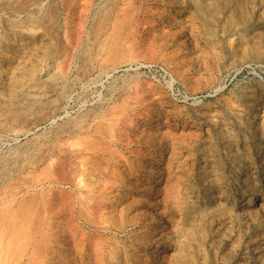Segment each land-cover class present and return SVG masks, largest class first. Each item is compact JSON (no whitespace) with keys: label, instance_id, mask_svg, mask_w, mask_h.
<instances>
[{"label":"rangeland","instance_id":"374dc122","mask_svg":"<svg viewBox=\"0 0 264 264\" xmlns=\"http://www.w3.org/2000/svg\"><path fill=\"white\" fill-rule=\"evenodd\" d=\"M260 203L264 0H0V264H264Z\"/></svg>","mask_w":264,"mask_h":264},{"label":"bare ground","instance_id":"6f19581e","mask_svg":"<svg viewBox=\"0 0 264 264\" xmlns=\"http://www.w3.org/2000/svg\"><path fill=\"white\" fill-rule=\"evenodd\" d=\"M35 126H36V125H35ZM22 130H23V129H22ZM29 131H30V130H29ZM25 133H26V132H25ZM43 138H44V137H43ZM39 143H40V142H39ZM40 146H41V145H40ZM85 148H86V147H85ZM87 150H88V149H87ZM85 151H86V150H85ZM75 152H76V151H75ZM74 156H75V155H74ZM40 160H41V159H40ZM37 161H38V160H37ZM40 162H41V161H40ZM34 164H36V163H34ZM83 164H84V163H83ZM48 168H49V167H48ZM53 168H54V167H53ZM46 169H47V168H46ZM47 170H48V169H47ZM53 170H54V169H53ZM49 171H50V170H49ZM51 171H52V170H51ZM51 171H50V173H51ZM43 172H44V171H43ZM39 173H40V172H39ZM45 173H47V171H46ZM52 174H53V172H52ZM52 174H47V176H48L47 179H49L50 177L53 178V177H54V174H53V175H52ZM36 175L38 176V174H36ZM55 175H56V174H55ZM42 176H43V174H42ZM43 177H45V176H43ZM43 177H41V178H43ZM33 178H34V177H33ZM45 178H46V177H45ZM55 178H56V176L54 177V179H55ZM161 178H162L161 176H158V177H157V182L161 181ZM36 179H37V178H36ZM50 179H51V178H50ZM40 180H41V179H40ZM40 180L38 179V181H40ZM44 180H45V179H44ZM56 180H57V179H56ZM56 180H54V181L56 182ZM30 181H31V180H30ZM36 181H37V180H36ZM36 181L34 180L35 183H36ZM61 181H62V180H61ZM61 181H59V182H61ZM31 183H32V182H31ZM31 183H30V184H31ZM50 183H51V182H50ZM32 184H33V183H32ZM86 184H88V183H86ZM43 186H44V184H43ZM37 190H38V189H37ZM39 192L41 193V191H39ZM43 192H44V191H43ZM35 194H36V192H35ZM32 195H34V194H32ZM36 195H38V194H36ZM40 195H41V194H40ZM42 195H43V194H42ZM256 196H257V193L255 192V190H252V191L246 196V198L242 201L241 206H243V207L245 208V207H249V206L253 205V204L255 203V201H256ZM31 197L33 198V196H31ZM39 199H40V198H39ZM32 200H34V199H32ZM32 200H31V202H32ZM41 200H42V199H41ZM41 200H39V202H40ZM47 201H48V200H47ZM47 201H46V202H47ZM34 202H35V200H34ZM42 202H43V201H42ZM37 203H38V200H37ZM40 203H41V202H40ZM31 204H32V203H31ZM35 204H36V203H35ZM38 204H39V203H38ZM38 204H37V205H38ZM41 204H42V203H41ZM41 204H40V205H41ZM47 204H48V202H47ZM30 206H31V205H30ZM33 206H34V204H33ZM33 206H32V207H33ZM32 207H31V208H32ZM36 207H37V206H36ZM39 207H40V206H39ZM48 207H49V206H48ZM260 207H261V208H264V203H260ZM31 208H30V209H31ZM45 208H46V207H45ZM22 209H23V208H22ZM33 209H34V208H32V210H30V211H33ZM43 209H44V206H43ZM48 209H49V208H48ZM19 210H21V209H19ZM16 211H17V210H16ZM39 211H40V210H39ZM42 211H43V210H42ZM8 212H10V211H7V214H8ZM34 212H35V211H34ZM34 212H33V213H34ZM18 213H20V212H18ZM33 213H32V214H33ZM12 214H13V213H12ZM21 214H22V213H21ZM9 215H10V213H9ZM9 215H8V216H9ZM34 215H36V214H34ZM5 216H6V215H5ZM16 216H17V214H16ZM20 216H21V215H20ZM20 216H19V217H20ZM25 216H26V217H29L28 215H25ZM25 216H24V217H25ZM12 217H13V216H12ZM12 217L9 218V219L12 220ZM26 217H25V218H26ZM30 217H31V216H30ZM33 217H34V216H33ZM33 217H32V218H33ZM44 218H45V217H44ZM13 219H14V218H13ZM26 219H27V218H26ZM29 219L31 220V218H29ZM40 219H42V218H40ZM45 219H46V218H45ZM6 220H7V219H5V221H6ZM16 220H17V219H16ZM24 220H25V219H24ZM24 220H22V221H24ZM32 220H33V219H32ZM35 220H36V219H35ZM22 221H21V222H22ZM40 221H41V220H40ZM45 221H46V220H45ZM91 221H92V220H91ZM6 222H7V221H6ZM8 222H10V221H8ZM14 222H15V219H14L13 223H14ZM17 222H18V221H17ZM24 222H25V221H24ZM26 222H27V221H26ZM31 222H32V221H30L29 223H31ZM36 222H37V220H36ZM42 222H43V221H42ZM3 223H5V222H3ZM40 223H41V222H40ZM19 224H21V223H19ZM23 224H24V223H23ZM32 224H33V222H32ZM2 225H3V224H2ZM33 225H36V224L34 223ZM42 225H44V224H42ZM5 226H6V224H5ZM17 226H19V225H17ZM22 226H23V225H22ZM24 226L26 227V225H24ZM28 226H29V225H28ZM30 226H32V225H30ZM52 226H53V225H52ZM2 227H3V226H2ZM2 227H1V228H2ZM6 227H7V226H6ZM25 227H23V229H24ZM35 227H36V226H35ZM38 227H39V226H38ZM4 228H5V227H4ZM16 228H17V227H16ZM16 228H15V229H16ZM26 228L28 229V227H26ZM41 228H42V227H41ZM2 229H3V228H2ZM20 229H21V228H19V230H20ZM32 229H33V227H32ZM32 229H31V230H32ZM17 230H18V229H17ZM24 230H25V229H24ZM29 230H30V228H29ZM31 230H30V234H31V232H32ZM34 230H35V229H34ZM13 231H15V230L13 229ZM41 231H42V230H41ZM16 232H17V231H16ZM26 232H27V231H26ZM34 232H35V231H34ZM10 233H11V232H10ZM17 233H18V232H17ZM17 233L14 234V236H15V235L17 236ZM19 233H20V232H19ZM28 233H29V232H28ZM45 233H47V232H45ZM1 234H2V231H1ZM30 234H29V235H30ZM48 234H49V233H47V235H48ZM51 234H52V233H51ZM10 235H11V234H10ZM10 235H9V236H10ZM18 235H19V234H18ZM20 235H21V234H20ZM25 235H26V234H25ZM27 235H28V234H27ZM37 235H38V234H37ZM44 235H45V234H44ZM47 235H46V236H47ZM31 236H32V235H31ZM33 236H34V235H33ZM40 236H41V235H40ZM48 236H51V235H48ZM48 236H47V237H48ZM0 237H1V236H0ZM18 237H19V236H17V239H19ZM24 237H26V236H24ZM28 237H29V236H28ZM52 237H53V236H51V238H52ZM15 238H16V237H15ZM40 238H41V237H40ZM40 238H39V239H40ZM46 239H48V238H46ZM46 239H45V237H44V240H45V241H46ZM7 240H9V239H7ZM24 240H26V239H24ZM29 240H30V239H29ZM32 240H33V239H32ZM44 240H43L42 242H44ZM49 240H50V239H49ZM26 241H27V240H26ZM30 241H31V240H30ZM30 241H27V242H30ZM50 242H51V241H50ZM56 242H57V241H56ZM15 243H16V242H15ZM20 243H22V240H21ZM36 243H37V242H36ZM47 243H48V242H47ZM0 244H1V243H0ZM18 244H19V243H18ZM26 244H28V243H26ZM38 244H39V243H38ZM45 244H46V243H45ZM6 245H7V244H6ZM24 245H25V243H24ZM47 245H48V244H47ZM15 246H17V245H15ZM43 246H44V245H43ZM45 246H46V245H45ZM22 247H23V246H22ZM38 247H39V246H38ZM40 247H41V245H40ZM46 247H47V246H46ZM49 247H50V246H49ZM15 248H17V247H15ZM15 248H14V250H15ZM24 248H25V247H24ZM27 248H28V247H27ZM27 248H26V249H27ZM34 249H35V248H34ZM40 249H41V248H40ZM40 249H39V250H40ZM50 249H53V248L51 247ZM21 250H22V252H23V249H22V248H21ZM45 250H46V249H45ZM47 250H48V247H47ZM12 251H13V250H12ZM12 251H11V252H12ZM24 251H25V250H24ZM32 251H33V249H32ZM0 252H1V251H0ZM17 252H19V251H17ZM38 252H40V251H38ZM50 252H51V251H50ZM50 252H49V253H50ZM12 253H13V252H12ZM20 253H21V252H20ZM31 253H37V252H31ZM40 253H42V252H40ZM44 253H45V252H44ZM47 253H48V252H47ZM53 253H54V252H53ZM16 254H17V253H16ZM5 255H6V254H5ZM17 255H18V254H17ZM34 255H35V254H34ZM52 256H53V255H52ZM14 257H15V256H14ZM18 257H19V256H18ZM40 257H41V255H40ZM40 257H39V258H40ZM47 257H48V256H47ZM5 258H6V256H5ZM12 258H13V257H12ZM12 258H11V259H12ZM16 258H17V257H16ZM37 258H38V257H37ZM44 258H46V257H44ZM44 258H43V260H42V259H41V260L44 261ZM7 259H8V257H7ZM31 259H32V258H31ZM5 260H6V259H5ZM32 260H33V259H32ZM35 260H36V258H35ZM46 260H48V259H46ZM9 261H10V260H9ZM37 261H38V260H37ZM42 261H41V262H42ZM4 262H5V261H4ZM7 263H8V262H7ZM10 263H11V262H10ZM36 264H38V263H36ZM47 264H48V263H47ZM59 264H60V263H59Z\"/></svg>","mask_w":264,"mask_h":264},{"label":"built area","instance_id":"2783aa9c","mask_svg":"<svg viewBox=\"0 0 264 264\" xmlns=\"http://www.w3.org/2000/svg\"><path fill=\"white\" fill-rule=\"evenodd\" d=\"M146 69L150 73H153V71H155V70L160 71L161 75L164 77L165 82L168 85L170 92L175 97V99H177L179 101H185V100H190L192 98V97H189L188 95H185L182 91H180L178 88H176V85L172 81L169 80L168 73L164 68L160 67V69H156V66L149 65L148 67H146Z\"/></svg>","mask_w":264,"mask_h":264},{"label":"crops","instance_id":"0c3cea01","mask_svg":"<svg viewBox=\"0 0 264 264\" xmlns=\"http://www.w3.org/2000/svg\"><path fill=\"white\" fill-rule=\"evenodd\" d=\"M114 0H98V4L100 8L108 7Z\"/></svg>","mask_w":264,"mask_h":264}]
</instances>
